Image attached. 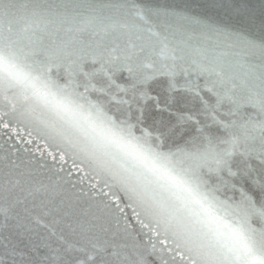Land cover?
Returning a JSON list of instances; mask_svg holds the SVG:
<instances>
[{
	"label": "snow or ice",
	"instance_id": "1",
	"mask_svg": "<svg viewBox=\"0 0 264 264\" xmlns=\"http://www.w3.org/2000/svg\"><path fill=\"white\" fill-rule=\"evenodd\" d=\"M0 264H264V0H0Z\"/></svg>",
	"mask_w": 264,
	"mask_h": 264
}]
</instances>
